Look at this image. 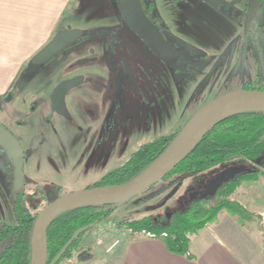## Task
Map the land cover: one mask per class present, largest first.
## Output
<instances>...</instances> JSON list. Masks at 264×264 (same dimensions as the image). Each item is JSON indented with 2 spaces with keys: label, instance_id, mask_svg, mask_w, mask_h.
<instances>
[{
  "label": "rangeland",
  "instance_id": "374dc122",
  "mask_svg": "<svg viewBox=\"0 0 264 264\" xmlns=\"http://www.w3.org/2000/svg\"><path fill=\"white\" fill-rule=\"evenodd\" d=\"M246 1L145 0V8L150 3L156 7L160 27L186 45L176 46L171 41L187 68L177 71L159 62L129 32L117 0H78L65 24L82 30L85 37L92 33L93 39L80 48L65 50L47 64L30 65L10 98L0 102V124L17 139L25 157L26 199L24 209L18 207L19 215L39 214L51 203V195L61 197L92 189L104 175L125 165L142 146L184 130L212 101L246 90L248 84L259 87L257 76L264 70V10L259 1L249 5ZM101 28H107L131 49L127 62L130 56L140 57L150 66L149 89L134 99L132 106H103L115 82L104 60L75 65L95 48ZM73 65L88 81L67 99L74 115V120L68 121L53 115L50 97L54 87L69 76ZM107 118L108 123L112 120L108 137ZM237 166L233 163L213 171L219 175L225 170H238ZM211 173L172 185L178 178L174 176L118 204L108 220L99 222L83 237L79 247L92 252L86 258L82 253L74 254L76 263L81 257L80 264H112L116 248L110 250L116 238L129 236L119 228L121 224L143 218H153L157 223L167 221L171 214L188 207L192 192L201 190ZM12 180V159L4 151L0 153V222L8 226L17 223ZM109 229L119 230L114 232L115 238L110 237Z\"/></svg>",
  "mask_w": 264,
  "mask_h": 264
},
{
  "label": "trees",
  "instance_id": "16d2710c",
  "mask_svg": "<svg viewBox=\"0 0 264 264\" xmlns=\"http://www.w3.org/2000/svg\"><path fill=\"white\" fill-rule=\"evenodd\" d=\"M255 1H259L264 10V0ZM257 82L259 87L248 84L246 90L264 92V70L257 76ZM179 133L141 148L124 167L108 175L96 187L119 185L132 180L155 162ZM0 148L3 149L1 146ZM232 162H244L254 166L255 169L223 184L213 197L191 202L186 209L171 214L163 223H157L153 218H143L125 222L119 228L126 231L130 239L139 236L155 240L163 239L171 253L191 258L190 236L213 222L221 211L247 213L239 203L231 200V197L242 183L264 178V112L238 114L217 126L163 181L177 176L172 185L180 184L185 178L198 176ZM115 207L116 205L88 206L66 212L56 218L48 229V264L78 230L90 227L76 239L57 264L71 259L83 237L99 222L108 220L114 213ZM19 211L15 208L17 214L15 226L0 224V264H31L32 262V231L39 214L31 216L23 212L22 216L19 215Z\"/></svg>",
  "mask_w": 264,
  "mask_h": 264
},
{
  "label": "crops",
  "instance_id": "0c3cea01",
  "mask_svg": "<svg viewBox=\"0 0 264 264\" xmlns=\"http://www.w3.org/2000/svg\"><path fill=\"white\" fill-rule=\"evenodd\" d=\"M77 1L0 0V101L12 93L34 57L68 28L66 16ZM263 180L244 182L231 197L247 213L221 211L190 236L191 258L171 253L163 239H130L125 234L116 238L112 264H264ZM107 231L116 237L113 229ZM90 252L79 247L75 255L86 258ZM73 256L65 263L80 264L81 257L76 263Z\"/></svg>",
  "mask_w": 264,
  "mask_h": 264
},
{
  "label": "water",
  "instance_id": "95a60500",
  "mask_svg": "<svg viewBox=\"0 0 264 264\" xmlns=\"http://www.w3.org/2000/svg\"><path fill=\"white\" fill-rule=\"evenodd\" d=\"M211 1V0H206ZM120 12L129 20L142 24L139 32L147 43H151V26L145 16L140 0H117ZM83 31L68 27L60 31L53 40L32 60V65L41 66L50 62L70 44L81 38ZM159 56L161 54L157 52ZM162 57V56H161ZM82 79L77 78L60 83L53 91L50 101L52 110L58 115L68 117L66 107L67 93L78 86ZM264 112V92L236 91L226 94L206 105L197 116L182 130L169 148L148 168L132 180L119 185L96 187L52 199L39 213L32 231L33 258L31 264H48V229L51 223L62 214L88 206L118 205L126 202L162 182L183 162L201 141L217 126L238 114ZM0 146L8 152L13 164V189L24 187V152L13 135L0 125ZM236 170L221 173L211 185L208 194L214 196L220 187L234 179ZM78 230L50 264H57L65 252L84 232Z\"/></svg>",
  "mask_w": 264,
  "mask_h": 264
},
{
  "label": "flooded vegetation",
  "instance_id": "af4514ba",
  "mask_svg": "<svg viewBox=\"0 0 264 264\" xmlns=\"http://www.w3.org/2000/svg\"><path fill=\"white\" fill-rule=\"evenodd\" d=\"M140 1H141L143 12L149 21V23L147 24V27L149 28L148 25L151 26V35L153 38L151 40V43H147L143 39V37L141 36V34L139 32V29L142 28V24L140 22L136 21L135 19L128 21L127 17L122 15L123 22L127 26L129 32L134 34L135 36H137L142 41V43L149 49L151 54L159 62H161L165 66L171 67L172 69L177 70V71H187V68L182 64V61H181L179 55L177 54V52L174 49L175 45L172 44L171 41H173L176 44V46L177 45H183L186 47V45L184 43H182L181 41H179L177 38L168 34V32H165L164 28L160 27L162 25V23H161V20L156 13V7L154 6V4H151V3L149 5L147 4V6L145 8V6L143 5L145 3V0H140ZM246 3H248V5L250 3L255 4L256 1L255 0H247ZM101 29H102V31H99L97 33L98 36H97L96 40L94 41L93 47L95 46V48L90 49V52L85 57L78 59L76 61L75 65H77V66L90 65V64H95L98 61V59H99V61L104 60L107 64V66L109 67L111 73L113 75H115V80H114L115 82L112 85H110V87L113 89V91L108 96V98L106 99L103 106H132V101L134 99H137V97L141 96V94H144V92L147 91V88L149 89V84H148L147 78L150 77V75H149L150 66L148 65L147 61H145L143 58H140V57L136 58V57L130 56V62H127L128 61L127 59H129L131 49L128 48L126 44L120 43V41H118L117 38H114L113 33L110 34L109 32H107L106 31L107 28H101ZM108 29H111V28L108 27ZM88 32H91V31H88ZM91 36H93L92 33H88L85 37L84 32H83L82 37L77 39L72 44H70L65 50L82 47L83 44L91 41V40H89L92 38ZM81 39H83V40H81ZM119 46H121V48ZM63 52H61L60 54H62ZM157 52H159L162 57L159 56ZM73 67H74V65L71 66V68H73ZM71 68L69 69L70 70L69 76L66 79H63L60 83H62L64 81H70L73 79H77V78H81L82 81L78 86L71 89L66 95V107H67V112H68L69 116L63 117L61 115H58L55 111L52 110V103L50 101V111L53 113V115L55 117H58V118L63 119V120H68V121L74 120V115L71 114V112L68 109L67 99L69 97L73 96L74 90L76 88H78L81 84H83L85 82V80L88 81L84 73L77 72L74 70V68L72 71ZM56 87H54V90ZM10 96H11V94L8 95L7 97H5L2 100V102L7 101V98L8 97L10 98ZM6 104H8V103H6ZM110 108L111 107L107 108V110H106L107 113L109 112L108 110ZM107 120H109V119L107 118L106 122H105L108 124L106 127V134H105L106 137H108L107 136V134H109L108 132L112 131V127H111L112 120L110 119L109 123L107 122ZM104 129H105V127H104ZM55 130H57V129H55ZM165 137H167V136H165ZM162 138H164V137H162ZM162 138H160V139H162ZM102 139H104V136H102ZM143 147H145V146H142L141 148H143ZM141 148H140V150H141ZM4 151H5L4 149L0 148V153L4 152ZM137 152H135V153H137ZM131 157H130V159H131ZM129 160H128V162H129ZM233 163L238 165L237 168H239V169L238 170L235 169L237 173H236L235 178L232 180H235L238 176L245 175V174H247V173H249L255 169L254 166H250L244 162H232V163L227 164L224 167H229ZM125 165H123L122 167H124ZM240 166H243V167L246 166V168L243 169V168H240ZM122 167L104 175L101 178V180L94 185L93 188H96V186L99 185L102 181H104L108 175L119 171ZM216 169L217 168H215L213 170H216ZM213 170L208 171V172H212V173L209 176L205 177V179H204L205 183H204L203 188L201 190L198 189V190L192 192L193 196L190 197V200L187 202L188 205L191 202L196 201V200L201 199V198L213 197L210 194H208V191L211 190L210 188H211L212 183L221 174L220 173L219 175H217L218 173H215ZM208 172H205V173H208ZM205 173H203V174H205ZM213 173H215V174H213ZM56 190H59V188L56 187ZM12 192H13L12 193L13 209H14V213H15V208H18L19 205L22 207L21 209H24L26 195L23 192V188L20 191H14L13 180H12ZM56 196L57 195H55V194L51 195L49 200L51 201V197H52V199L59 198ZM41 198H42V196H41ZM46 199L48 200V198H46ZM40 202H41V200H40ZM15 215L17 218L16 213H15ZM0 224H3V223L0 222Z\"/></svg>",
  "mask_w": 264,
  "mask_h": 264
},
{
  "label": "built area",
  "instance_id": "2783aa9c",
  "mask_svg": "<svg viewBox=\"0 0 264 264\" xmlns=\"http://www.w3.org/2000/svg\"><path fill=\"white\" fill-rule=\"evenodd\" d=\"M118 243H119V242L115 243V246H116ZM113 248H114V247H113ZM113 248H112V249H113ZM112 249H111V250H112ZM111 250H110V251H111Z\"/></svg>",
  "mask_w": 264,
  "mask_h": 264
}]
</instances>
